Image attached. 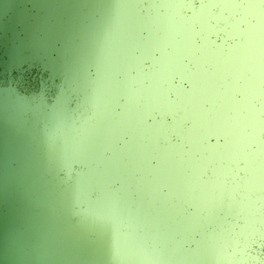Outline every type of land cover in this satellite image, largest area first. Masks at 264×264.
I'll use <instances>...</instances> for the list:
<instances>
[{
  "label": "clouds",
  "instance_id": "1",
  "mask_svg": "<svg viewBox=\"0 0 264 264\" xmlns=\"http://www.w3.org/2000/svg\"><path fill=\"white\" fill-rule=\"evenodd\" d=\"M28 184L70 264H264V0H95Z\"/></svg>",
  "mask_w": 264,
  "mask_h": 264
},
{
  "label": "water",
  "instance_id": "2",
  "mask_svg": "<svg viewBox=\"0 0 264 264\" xmlns=\"http://www.w3.org/2000/svg\"><path fill=\"white\" fill-rule=\"evenodd\" d=\"M95 0H0V264H70L66 241L51 237L49 221L28 184L40 129L39 101L54 109L55 81L67 52V38L82 19V5Z\"/></svg>",
  "mask_w": 264,
  "mask_h": 264
}]
</instances>
